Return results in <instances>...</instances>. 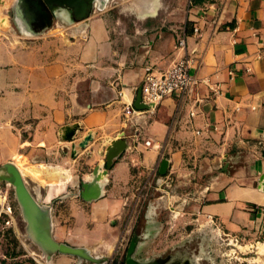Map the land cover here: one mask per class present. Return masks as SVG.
I'll return each instance as SVG.
<instances>
[{
  "label": "crops",
  "instance_id": "1",
  "mask_svg": "<svg viewBox=\"0 0 264 264\" xmlns=\"http://www.w3.org/2000/svg\"><path fill=\"white\" fill-rule=\"evenodd\" d=\"M83 30V40L64 43L61 50L51 48L35 62L30 59L37 105L32 116L46 127L45 136H37V146L54 153L55 145L62 143L73 160V145L91 134L87 147L76 146L78 161L87 153H105L124 133L134 146L128 173L122 178L116 172L120 161L114 159L109 173L115 175L96 204L118 206L112 192L154 175L169 155L165 178H172L174 185L182 184L184 177L205 175L193 180V197L201 199L195 208L202 216L243 238L252 230L263 231L264 0H207L193 10L181 31L147 29L140 43L135 37L115 43L98 14ZM183 34L186 46L180 49L177 41ZM182 55L192 59L191 72L200 82L195 93L137 109L134 101L145 69L162 71ZM16 63L21 70L22 61ZM72 125L78 126L74 138L63 140L64 127ZM102 159L100 154L92 158L91 169ZM90 173L85 172L83 180ZM69 174L56 194L74 186Z\"/></svg>",
  "mask_w": 264,
  "mask_h": 264
},
{
  "label": "rangeland",
  "instance_id": "2",
  "mask_svg": "<svg viewBox=\"0 0 264 264\" xmlns=\"http://www.w3.org/2000/svg\"><path fill=\"white\" fill-rule=\"evenodd\" d=\"M206 1L96 0L88 19L103 16L115 43H126L131 37L140 43L147 29L181 31L193 10ZM17 5L18 0H0V168L9 161L15 163L39 203L50 206L54 239L85 247L93 256H106L108 260L101 264H264V230H252L243 238L195 208L201 199L193 197V180H203L205 175L184 177L182 184L175 185L168 178L169 185L161 188V182L155 185L157 172L139 179L140 184L123 185L112 192L118 205L113 209L82 199L83 174L91 172L92 158L103 155V162L106 151L87 153L76 161L62 143L55 145L54 153L37 146V136L44 137L46 127L32 116L37 105L30 59L35 62L51 48L61 50L64 43L83 40L88 24L66 25V8H60L49 25L32 23L31 29V5L26 7L28 16ZM20 60L21 70L16 63ZM68 170L75 184L56 194L69 179ZM91 179L89 174L87 180ZM141 182H145L143 186ZM48 261L97 264L59 252ZM0 264H48L46 254L27 232L14 187L5 180H0Z\"/></svg>",
  "mask_w": 264,
  "mask_h": 264
},
{
  "label": "water",
  "instance_id": "3",
  "mask_svg": "<svg viewBox=\"0 0 264 264\" xmlns=\"http://www.w3.org/2000/svg\"><path fill=\"white\" fill-rule=\"evenodd\" d=\"M27 4L31 7H35L37 11L45 15L43 6L47 5L51 7L52 2H56L60 5H67L73 12L74 18L76 20L85 18L89 16L90 11L93 7V0H26ZM134 106L139 109H149L152 105L145 104L141 102V92H137ZM78 128L77 125L65 126L61 138L66 141H71L75 136V131ZM130 129L133 128V124H130ZM91 139V135H87L79 142L80 147H84L88 140ZM134 149L133 138L125 137L124 133H121L119 139L112 141L111 145L106 148L105 160L101 165L97 164L92 169L91 173L93 175V181H81L80 195L84 201L91 202L99 199L102 194H98V186L101 183H108L114 173H109L112 168L114 159H119L120 164L116 168V172L121 174L122 178H126L129 170L128 155ZM72 157L76 155L75 145L72 147L71 151ZM171 165V158L169 155H165L162 159L158 173L159 176L156 180L155 185H160L161 188H166L169 183V179L166 180L165 174L169 166ZM5 173L0 174V180H5L9 182L14 187L15 197L19 204L21 215L26 223V229L29 236L33 241H35L39 247L46 254L47 260L51 259V255L55 252L70 254L77 256L81 259L95 262L101 264L106 262L108 258L106 256L97 257L91 255L88 249L85 247L71 246L66 243L58 242L54 239L51 234V216H50V206L47 204H41L37 198L31 193L27 187L26 181L23 178L19 169L9 161L2 165ZM163 182V183H162ZM165 183V184H164ZM264 186V185H262ZM127 264H131L129 261Z\"/></svg>",
  "mask_w": 264,
  "mask_h": 264
},
{
  "label": "built area",
  "instance_id": "4",
  "mask_svg": "<svg viewBox=\"0 0 264 264\" xmlns=\"http://www.w3.org/2000/svg\"><path fill=\"white\" fill-rule=\"evenodd\" d=\"M198 27H193V32H197ZM186 39L183 34L177 41V47L185 48ZM192 59L187 55H182L173 60L166 69L154 72L149 67L145 69L139 90L141 92V102L155 107L167 97H177L187 99L195 93L199 80L191 72ZM205 81V80H202ZM209 89L216 92V89L209 85ZM193 114L192 112L190 113ZM148 143V141H146Z\"/></svg>",
  "mask_w": 264,
  "mask_h": 264
},
{
  "label": "bare ground",
  "instance_id": "5",
  "mask_svg": "<svg viewBox=\"0 0 264 264\" xmlns=\"http://www.w3.org/2000/svg\"><path fill=\"white\" fill-rule=\"evenodd\" d=\"M94 2H93V7H96L97 6V2H96V0H93ZM102 2L104 1H106V0H101ZM142 2H144L145 0H141ZM148 1H151V0H148ZM18 5L20 6V8H21V10L23 11V13H22V15H27L28 16V12H26L27 10H26V7H27V1L26 0H18ZM17 5V6H18ZM51 9L53 10V12L55 13V15L57 16V10L58 9H60V8H66V10H65V18H66V21H65V23H66V25H71L73 22H76V21H83V22H87V24H88V22H89V19H88V16L87 17H85V18H82V19H78V20H76L75 18H74V15H73V12L71 11V9H70V7H68L67 5H60V4H58V3H56V2H52L51 4ZM92 7V8H93ZM100 7V6H99ZM17 8V7H16ZM33 9L35 8V7H32ZM77 135V134H76ZM91 135V134H90ZM87 136V135H86ZM93 137V136H92ZM91 137V139H93ZM77 138V137H76ZM90 139V140H91ZM90 140H88V142L86 143V145L89 143V141ZM116 140V139H115ZM114 141V140H113ZM112 143V142H111ZM85 145V146H86ZM111 145V144H110ZM80 147L79 146V143H77V144H75V150H76V152H77V147ZM87 147V146H86ZM81 148V147H80ZM84 150V149H83ZM18 169H19V171L21 172V170H20V168L15 164V163H13ZM99 165H101V164H99ZM2 173H5V170L3 169V168H0V174H2ZM21 174H22V176H23V173L21 172ZM91 174V177H92V179L91 180H85V181H93V175H92V173H90ZM24 178V177H23ZM9 183V182H8ZM10 185H12L11 183H9ZM260 186H262V185H260ZM103 187H104V183H101L99 186H98V188H99V190H98V194L100 195V194H103ZM17 200V199H16ZM18 203V202H17ZM19 205V204H18ZM47 263L49 264V261L47 260Z\"/></svg>",
  "mask_w": 264,
  "mask_h": 264
},
{
  "label": "flooded vegetation",
  "instance_id": "6",
  "mask_svg": "<svg viewBox=\"0 0 264 264\" xmlns=\"http://www.w3.org/2000/svg\"><path fill=\"white\" fill-rule=\"evenodd\" d=\"M43 10L45 11V15H43L42 13H40L39 11H37L36 8H32V15H31V18H35L36 17V20H32L29 21V23H31L29 25V27L32 29V23H40L41 25H49L51 23V19L52 17H57L55 15V13L53 12V10L51 9V7L45 5L43 6Z\"/></svg>",
  "mask_w": 264,
  "mask_h": 264
}]
</instances>
